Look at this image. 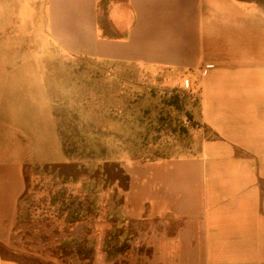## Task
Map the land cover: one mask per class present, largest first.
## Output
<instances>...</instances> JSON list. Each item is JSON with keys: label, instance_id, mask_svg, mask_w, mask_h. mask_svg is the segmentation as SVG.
<instances>
[{"label": "crops", "instance_id": "1", "mask_svg": "<svg viewBox=\"0 0 264 264\" xmlns=\"http://www.w3.org/2000/svg\"><path fill=\"white\" fill-rule=\"evenodd\" d=\"M99 2L0 0V247L12 244L26 168L68 161L46 53L36 50L46 42L71 58L137 66L156 85L199 99L194 155L124 164L129 220L146 225L147 247L161 248L148 264H264L263 8L240 0L113 2L116 35L106 38ZM0 264L23 263L0 253Z\"/></svg>", "mask_w": 264, "mask_h": 264}, {"label": "rangeland", "instance_id": "2", "mask_svg": "<svg viewBox=\"0 0 264 264\" xmlns=\"http://www.w3.org/2000/svg\"><path fill=\"white\" fill-rule=\"evenodd\" d=\"M47 47L42 42L36 50L44 49L46 79L64 98L69 160L81 161L89 175L62 180L43 165L28 166L12 244L0 253L23 264H148L146 256H159L161 248L147 247L146 225L129 220L127 192L90 176L105 160L129 168L132 160L194 155L199 99L190 89L156 85L137 66Z\"/></svg>", "mask_w": 264, "mask_h": 264}, {"label": "trees", "instance_id": "3", "mask_svg": "<svg viewBox=\"0 0 264 264\" xmlns=\"http://www.w3.org/2000/svg\"><path fill=\"white\" fill-rule=\"evenodd\" d=\"M126 0H100L99 2V18L98 25L103 32V36L106 38H113L116 35L113 25L109 20L108 11L110 4L113 2H125ZM245 2H255L260 5L264 10V0H240ZM47 88L49 96L52 102L53 115L56 119L57 128L59 135L63 142L64 152L68 157V161L63 163L55 164H45L44 169L50 170L52 173L56 174L62 180H72L77 181L81 177L89 175V169L78 160H69L72 152L66 147V135L68 131L63 129L64 126H69L65 124L64 118L60 115L59 107H62L64 98L57 96L54 92L53 87L47 81ZM62 105V106H61ZM93 179L96 181H104L106 185H117L119 189L123 192H128L130 190L131 178L128 172L125 170L124 166L119 161H107L105 160L98 169L91 174ZM122 203V201H121Z\"/></svg>", "mask_w": 264, "mask_h": 264}]
</instances>
